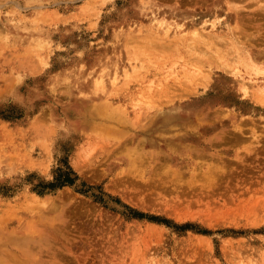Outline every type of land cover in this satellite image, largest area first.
<instances>
[{"label":"rangeland","instance_id":"1","mask_svg":"<svg viewBox=\"0 0 264 264\" xmlns=\"http://www.w3.org/2000/svg\"><path fill=\"white\" fill-rule=\"evenodd\" d=\"M263 98L264 0H0V251L264 264Z\"/></svg>","mask_w":264,"mask_h":264},{"label":"bare ground","instance_id":"2","mask_svg":"<svg viewBox=\"0 0 264 264\" xmlns=\"http://www.w3.org/2000/svg\"><path fill=\"white\" fill-rule=\"evenodd\" d=\"M150 41V40H149ZM241 57V56H240ZM241 60V59H240ZM245 59H243V61H244ZM250 61V60H249ZM252 61V60H251ZM224 63V62H223ZM249 65V64H248ZM247 65V66H248ZM247 66H246V68H247ZM250 66V65H249ZM194 67V66H193ZM259 67V66H258ZM198 68V67H197ZM249 68H251V67H249ZM236 69H238V68H236ZM251 70V69H250ZM252 70H254V69H252ZM251 70V71H252ZM241 71V70H240ZM239 71V72H240ZM249 71V70H248ZM255 71V70H254ZM253 71V72H254ZM197 72V71H196ZM200 72V71H199ZM193 73V72H192ZM237 73V72H236ZM246 73V72H245ZM258 74V73H257ZM256 74V75H257ZM254 75V74H253ZM242 76V75H241ZM252 80V79H251ZM243 84V83H242ZM244 86V85H243ZM260 89V88H259ZM260 96V95H259ZM258 96V97H259ZM264 99V98H263ZM260 101V100H259ZM100 109V108H99ZM107 109V108H106ZM38 116V115H37ZM26 149V148H25ZM163 164V163H162ZM160 165V164H159ZM156 168V167H155ZM139 201V200H138ZM141 203V202H140ZM137 204H139V203H137ZM139 206V205H138ZM177 212V211H176ZM9 242V241H8ZM14 244L13 245H16L17 247H21V245L23 246V239H15L14 241H12ZM12 245V244H11ZM13 247V246H12ZM19 247V248H20ZM28 247V246H27ZM2 248V247H1ZM11 249V248H10ZM16 249V248H15ZM15 249H13V250H15ZM4 249H2V251H0V264H16V262L12 259V263L10 262V256H9V253H7V252H5V251H3ZM12 250V249H11ZM20 250H22L23 252L26 250V248L24 249V248H20ZM27 250H29V248L27 249ZM16 251V250H15ZM17 252V251H16ZM32 256V255H31ZM22 257V256H21ZM29 257L30 256H28L27 255V257H26V259H25V261L24 262H22V264H31V260L29 259ZM33 257H34V255H33ZM31 261V262H30Z\"/></svg>","mask_w":264,"mask_h":264},{"label":"trees","instance_id":"3","mask_svg":"<svg viewBox=\"0 0 264 264\" xmlns=\"http://www.w3.org/2000/svg\"><path fill=\"white\" fill-rule=\"evenodd\" d=\"M69 171L72 172L71 169H70ZM70 172H69V173H70ZM72 173H73V172H72ZM64 182H73V179L70 178L69 176H66L65 178L59 180V181H58V184H62V183H64Z\"/></svg>","mask_w":264,"mask_h":264}]
</instances>
